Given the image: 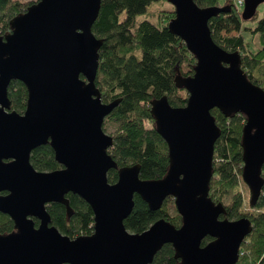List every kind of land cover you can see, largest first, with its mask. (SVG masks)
Masks as SVG:
<instances>
[{"label": "water", "instance_id": "95a60500", "mask_svg": "<svg viewBox=\"0 0 264 264\" xmlns=\"http://www.w3.org/2000/svg\"><path fill=\"white\" fill-rule=\"evenodd\" d=\"M166 1L175 12L168 30L196 64L192 76L176 78L188 92L184 106H171L165 95L151 101L156 131L168 148L167 172L159 179H140L131 165L118 168L116 182L107 180L117 165L107 152L113 138L103 122L120 100L104 103L95 84L102 41L91 29L101 0H38L0 35V212L14 227L0 234V264H151L164 244L172 245L179 264H236L252 226L246 217L220 219L223 205L208 196L219 135L210 110L246 118L241 178L254 205L263 185L264 89L248 80L238 51L212 39L208 21L224 8ZM261 3L243 0L242 19L253 18ZM11 80L27 89L21 114L10 110ZM46 143L61 169L31 165V151ZM68 192L92 209V234L71 238L51 224L46 204L61 203L70 215ZM134 194L151 210L173 197L181 225L158 219L141 233L128 231L124 220ZM205 237L211 240L202 244Z\"/></svg>", "mask_w": 264, "mask_h": 264}, {"label": "trees", "instance_id": "16d2710c", "mask_svg": "<svg viewBox=\"0 0 264 264\" xmlns=\"http://www.w3.org/2000/svg\"><path fill=\"white\" fill-rule=\"evenodd\" d=\"M38 0H0V35L10 32L12 18L27 10ZM158 0H101L92 32L102 41L95 84L104 103L120 100L105 118L103 125H115L112 146L108 154L117 168L107 173L109 183L118 177V168L138 166L140 179L162 178L169 165L168 148L157 133L151 114V101L166 96L171 106H184L188 92L176 82L177 77L192 76L196 58L185 43L169 32L167 24L175 16L174 7L160 15L162 23L155 25L148 20L135 21L136 15ZM198 7L224 8L208 21L214 42L223 49L240 54V67L248 80L264 89V14L254 27L244 26L242 8L237 0H194ZM256 17V14L253 18ZM165 19V20H163ZM258 32L260 48L248 49L244 33ZM7 95L10 110L22 113L26 107L27 89L19 80H11ZM219 128L214 144L212 176L208 196L214 203H221L224 211L220 219L234 220L246 217L252 229L241 243L236 264H264V163L261 169L263 185L254 205H250L249 190L242 181L243 167L241 135L246 121L242 113H225L217 108L210 110ZM105 131V126H103ZM31 165L41 171L62 168L54 158L49 143L40 145L30 153ZM72 213L58 202L46 204L51 224L71 238L93 233V212L78 195L68 192ZM131 213L124 220L125 228L141 233L154 221L164 219L175 227L181 225L173 197L168 196L157 210L134 194ZM35 225L38 221L34 219ZM13 221L0 212V234L10 233ZM210 237H205L206 244ZM151 264H179L171 244H164L154 255Z\"/></svg>", "mask_w": 264, "mask_h": 264}, {"label": "rangeland", "instance_id": "374dc122", "mask_svg": "<svg viewBox=\"0 0 264 264\" xmlns=\"http://www.w3.org/2000/svg\"><path fill=\"white\" fill-rule=\"evenodd\" d=\"M173 9V6L166 0H158L155 2H152L149 6H147L145 12H142L140 14L136 15L135 21L138 23L142 20H148L151 23L158 25L160 24L161 18L160 15H164L165 13H162L164 11H170ZM264 14V3L259 4L256 11V17L254 19L249 20H243L244 26L248 27H254L256 24V21L262 17ZM165 20V19H163ZM245 41L248 43V49L251 52H256L260 48V35L258 32H245L244 33ZM105 132L107 134H112L114 132L115 125L113 123H106L105 125ZM175 206V205H174Z\"/></svg>", "mask_w": 264, "mask_h": 264}, {"label": "built area", "instance_id": "2783aa9c", "mask_svg": "<svg viewBox=\"0 0 264 264\" xmlns=\"http://www.w3.org/2000/svg\"><path fill=\"white\" fill-rule=\"evenodd\" d=\"M237 4L242 7L243 6V0H237Z\"/></svg>", "mask_w": 264, "mask_h": 264}, {"label": "flooded vegetation", "instance_id": "af4514ba", "mask_svg": "<svg viewBox=\"0 0 264 264\" xmlns=\"http://www.w3.org/2000/svg\"><path fill=\"white\" fill-rule=\"evenodd\" d=\"M23 112H24V111H23ZM23 112H22V113H23ZM20 114H21V113H20ZM1 194H4V192H1Z\"/></svg>", "mask_w": 264, "mask_h": 264}]
</instances>
